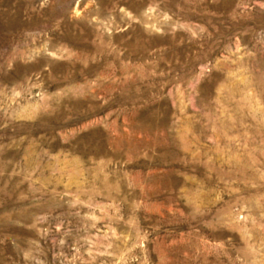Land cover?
<instances>
[{
	"label": "rangeland",
	"instance_id": "1",
	"mask_svg": "<svg viewBox=\"0 0 264 264\" xmlns=\"http://www.w3.org/2000/svg\"><path fill=\"white\" fill-rule=\"evenodd\" d=\"M0 264H264V0H0Z\"/></svg>",
	"mask_w": 264,
	"mask_h": 264
}]
</instances>
